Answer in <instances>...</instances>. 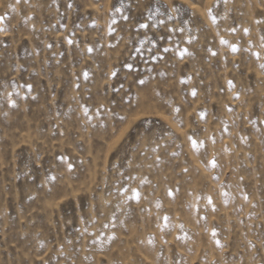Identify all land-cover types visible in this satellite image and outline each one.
<instances>
[{
	"label": "rangeland",
	"instance_id": "rangeland-1",
	"mask_svg": "<svg viewBox=\"0 0 264 264\" xmlns=\"http://www.w3.org/2000/svg\"><path fill=\"white\" fill-rule=\"evenodd\" d=\"M0 17V264H264V0Z\"/></svg>",
	"mask_w": 264,
	"mask_h": 264
},
{
	"label": "snow or ice",
	"instance_id": "snow-or-ice-1",
	"mask_svg": "<svg viewBox=\"0 0 264 264\" xmlns=\"http://www.w3.org/2000/svg\"><path fill=\"white\" fill-rule=\"evenodd\" d=\"M16 2H17V3H20V0H16ZM226 2H227V0H225V3H226ZM208 16H209L211 22H212L213 24H215V23H216V17L212 15V10H211V8L208 10ZM3 19H4L3 17H0V22H2ZM257 23H260V21H257ZM141 27H146V25H141ZM3 31H5V29L2 28V27H0V32H3ZM247 31H248V30L245 29V34H247ZM261 40L264 41V36L261 37ZM190 42H191V41H189V43H190ZM69 43H71V41H69ZM221 43L223 44V43H226V42L222 40ZM261 47H264V43L261 44ZM238 50H239V49H238L237 46H235V45H233V46L231 47V51H232L233 53H236ZM165 51H168V49H165ZM89 52H91V49H89ZM184 54H186V50H185L184 53H181L182 56H183ZM212 55H216V53L213 52ZM253 55L256 56L257 59H259V54H258V53H253ZM129 67H130V66H129ZM260 67H261L262 69H264V64H261ZM113 75H115V73H113ZM85 78H87V74H86V73H85ZM181 82L183 83L184 81H181ZM141 83H143V81H141ZM229 85H230V87L232 86L231 81L229 82ZM192 95H193V97L196 95L195 90H193ZM236 98L238 99V97H236ZM175 111L179 112V109L177 108V109H175ZM228 111H232V109H228ZM199 115H200L201 119L203 120L204 117H205V114H204V113H199ZM225 130H226V129H225ZM188 139H189V142H190V144H191V146H192V148H193L194 151H198L199 149H201V148L204 147V143H203V141H201V142L198 143V142H197L195 139H193L191 136H189ZM210 139H211V138H210ZM212 142L215 143L214 140H213ZM211 166H212V167H215V166H216L214 161L211 162ZM214 179H215V177H214ZM168 195H169L170 197L173 195V193H172L171 190H169ZM225 195H226V194H225ZM137 198H138V194H137ZM244 198L247 199V197H244ZM208 203H209V204L212 203V200H211L210 197L208 198ZM157 207H159V204H157ZM213 210H214V209H213ZM167 219H168L167 217H164V220H165V221H167ZM213 235H215V233H213ZM217 243H218V242H217Z\"/></svg>",
	"mask_w": 264,
	"mask_h": 264
}]
</instances>
